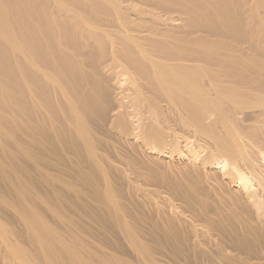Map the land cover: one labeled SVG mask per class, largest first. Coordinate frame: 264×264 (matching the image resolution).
I'll return each mask as SVG.
<instances>
[{"label": "rangeland", "instance_id": "rangeland-1", "mask_svg": "<svg viewBox=\"0 0 264 264\" xmlns=\"http://www.w3.org/2000/svg\"><path fill=\"white\" fill-rule=\"evenodd\" d=\"M22 1L4 4L10 33L29 22ZM52 1L45 4L49 9L59 2ZM132 9L125 11L123 27L118 14L116 19L104 14L90 16L96 25L91 28L103 43L147 31L190 38L189 17L178 9L164 12L143 0L133 1ZM165 18L185 24L179 28ZM93 30H86L84 39ZM5 38L0 40V264H264V225L256 214L257 206H264L256 183L264 176H255L217 142L235 148L234 119L191 121L162 109L163 103L153 105L145 87L128 103L133 87L116 81L124 61L105 70L110 54L84 39L78 40L81 46L64 44L71 68L60 63L54 68V56L35 53L23 62L30 47L21 34L11 42ZM95 88L101 102L82 107L75 96L88 99ZM119 101L127 107L114 118ZM35 217L43 221L46 241L36 238Z\"/></svg>", "mask_w": 264, "mask_h": 264}, {"label": "bare ground", "instance_id": "bare-ground-1", "mask_svg": "<svg viewBox=\"0 0 264 264\" xmlns=\"http://www.w3.org/2000/svg\"><path fill=\"white\" fill-rule=\"evenodd\" d=\"M11 1L20 2L0 0V40L7 42V34L11 42L12 37L21 34L30 47V54L23 58V62H27L36 53L54 56L56 60L51 61L54 68L59 63L71 68L72 62L64 51V44L74 43L81 46L78 40L85 38L86 30L92 33L91 27H96L95 20L90 16L100 19L104 14L109 17L114 14L115 18L118 14V24L123 27L127 24L125 11L133 10L135 0H59L58 3L51 0L58 4L57 9L56 4L55 9L46 6L51 1L47 4L45 2V5L42 0H23L21 7L25 6L30 18L29 22L17 26L18 33L5 30L11 27L7 25L10 13L5 12L4 6ZM39 1L38 5L34 4ZM143 1L164 12L166 9L170 12L175 9H178L176 13L183 12V15L189 17L190 38H162L165 35L159 37L158 33L147 31L139 32L136 37L128 35L126 39L110 38L103 43L97 37L99 32L93 30L96 33L84 39L86 43L100 46L107 52L106 55L110 54L108 58L111 64L107 63V71L119 59L124 61L126 66L121 67L116 81L118 84L125 81L133 87L135 92L128 89L132 91L128 103L139 99L141 90L145 87L149 89L151 98L148 99H153V105L163 103L162 109L183 115L191 121L208 119L214 124L217 121L227 123L223 120L234 119L235 148L217 140L219 148L246 162V166L258 178L260 174L264 176V0ZM147 15L155 20L163 18L156 13ZM114 18L113 20L116 19ZM170 19L165 18V22L169 24L174 21L179 28L185 24L184 19ZM207 35L212 36L207 38ZM228 36H235V39L226 38ZM74 71L79 75L81 69L75 67ZM90 94L88 99L78 96L80 94L75 97L78 103H82V107L88 106L90 102H101L97 88L95 93L91 89ZM118 103L114 118L122 115L123 109L127 107L124 102ZM138 123L140 128L141 120ZM182 124L190 126L187 122ZM200 130L212 139L217 138L207 128ZM243 149L249 151L245 154L242 153ZM245 155H254L256 158H250L251 161ZM239 179L243 185L244 179ZM256 188L264 196L262 179H258ZM256 214L264 225V206H257ZM32 226L38 241H46L43 221L35 217Z\"/></svg>", "mask_w": 264, "mask_h": 264}]
</instances>
